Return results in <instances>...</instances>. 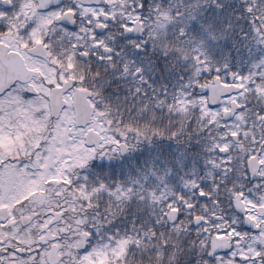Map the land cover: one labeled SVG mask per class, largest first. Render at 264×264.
<instances>
[{"label":"snow or ice","instance_id":"1","mask_svg":"<svg viewBox=\"0 0 264 264\" xmlns=\"http://www.w3.org/2000/svg\"><path fill=\"white\" fill-rule=\"evenodd\" d=\"M0 264H264V0H0Z\"/></svg>","mask_w":264,"mask_h":264}]
</instances>
